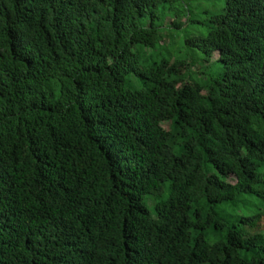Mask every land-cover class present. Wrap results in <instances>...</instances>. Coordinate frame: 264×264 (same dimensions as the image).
<instances>
[{"label": "trees", "instance_id": "trees-1", "mask_svg": "<svg viewBox=\"0 0 264 264\" xmlns=\"http://www.w3.org/2000/svg\"><path fill=\"white\" fill-rule=\"evenodd\" d=\"M218 4L196 81L146 52L191 0H0V264H264V0Z\"/></svg>", "mask_w": 264, "mask_h": 264}, {"label": "rangeland", "instance_id": "rangeland-1", "mask_svg": "<svg viewBox=\"0 0 264 264\" xmlns=\"http://www.w3.org/2000/svg\"><path fill=\"white\" fill-rule=\"evenodd\" d=\"M218 2L221 0H191L192 14L190 20L187 22V17L182 16L181 22H186L181 29H171L169 35H164L162 46L157 45L155 49H147L148 55H152V59L160 60L162 57H172V60L182 59L189 60L187 62L188 68L191 70L192 80L202 81L208 78L211 74H216L222 71L221 63H219L218 55L213 56L209 62H206L203 57V52L196 46L185 45L184 39L186 36H201L206 35L207 28L204 27L203 22L208 18L209 14L215 11V8H220ZM208 11V12H207ZM167 23H170L168 18ZM178 38L176 40H172ZM180 46V48H179ZM180 49V50H179ZM202 72H204L202 74ZM189 73V74H190ZM170 123L165 122L163 127L165 131L169 130ZM153 200H150L149 205L152 207Z\"/></svg>", "mask_w": 264, "mask_h": 264}]
</instances>
